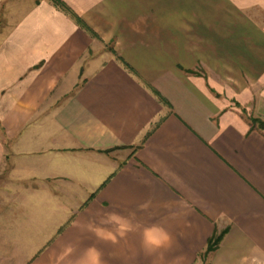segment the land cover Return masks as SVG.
Here are the masks:
<instances>
[{
    "label": "crops",
    "instance_id": "crops-1",
    "mask_svg": "<svg viewBox=\"0 0 264 264\" xmlns=\"http://www.w3.org/2000/svg\"><path fill=\"white\" fill-rule=\"evenodd\" d=\"M58 1L0 0V264H264V0Z\"/></svg>",
    "mask_w": 264,
    "mask_h": 264
},
{
    "label": "trees",
    "instance_id": "trees-1",
    "mask_svg": "<svg viewBox=\"0 0 264 264\" xmlns=\"http://www.w3.org/2000/svg\"><path fill=\"white\" fill-rule=\"evenodd\" d=\"M54 2L63 10H66L69 12V10L63 6V4L61 2H59L58 0H54ZM70 13V12H69ZM244 112V111H243ZM248 121L251 125L252 128H256V129H260L261 131L264 129V122L262 120H260L259 118L256 117H252V116H248ZM222 238V233H219L217 235H214L213 237H211L208 241H207V246H206V251L205 253L213 250L216 248V246L219 244V242L221 241ZM203 261H204V255H203Z\"/></svg>",
    "mask_w": 264,
    "mask_h": 264
},
{
    "label": "clouds",
    "instance_id": "clouds-1",
    "mask_svg": "<svg viewBox=\"0 0 264 264\" xmlns=\"http://www.w3.org/2000/svg\"><path fill=\"white\" fill-rule=\"evenodd\" d=\"M71 246H67L63 252H61L59 255L54 257L55 264H63L64 259L66 256L70 255L72 252ZM89 252L94 251V249H89ZM92 264H99V257L98 255L92 259Z\"/></svg>",
    "mask_w": 264,
    "mask_h": 264
},
{
    "label": "rangeland",
    "instance_id": "rangeland-1",
    "mask_svg": "<svg viewBox=\"0 0 264 264\" xmlns=\"http://www.w3.org/2000/svg\"><path fill=\"white\" fill-rule=\"evenodd\" d=\"M233 105H231V107H232ZM238 106V105H237ZM234 107V106H233ZM237 108V107H236ZM234 109H235V107H234ZM237 111H239V113H240V115H243V116H245V117H247L248 118V115L246 114V112L244 111L243 112V108L241 107V106H238V108L236 109ZM239 117V116H238ZM236 115H235V118L237 119V120H239V118H238ZM249 122V121H248ZM264 130V129H263Z\"/></svg>",
    "mask_w": 264,
    "mask_h": 264
}]
</instances>
